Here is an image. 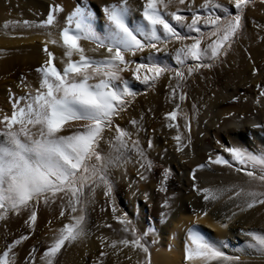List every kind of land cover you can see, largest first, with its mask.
Here are the masks:
<instances>
[{"label": "snow or ice", "instance_id": "obj_1", "mask_svg": "<svg viewBox=\"0 0 264 264\" xmlns=\"http://www.w3.org/2000/svg\"><path fill=\"white\" fill-rule=\"evenodd\" d=\"M254 3L228 0L225 5L218 0H203L195 5L194 0H139L133 6L130 0H114L100 9L101 27L86 2H78L63 16L59 15L63 12L61 6L52 4L40 21L12 22L38 29V34L44 36L43 61L34 69L35 86L20 77L24 94L16 96L9 91L11 111L0 114V221L6 223L9 215L20 216L25 229L9 242L5 227L0 264H17L14 250L36 231L38 211H53L54 206V219L60 221V226L49 227L51 237L39 256V264H57L62 248L84 242L94 227L111 232L96 236L100 251L90 264H107L108 257L119 258L124 249L129 250L124 256L129 264H151L146 237L156 229L138 232L133 219L115 205L112 195V169H125L126 179V166L133 163L138 181L147 182L154 167L145 149L133 138V132L142 130L144 114L128 119L131 130L118 120L141 94L135 84L143 85L145 90L154 89L159 79L166 77V100L173 107L164 114L163 126L174 130L171 139L175 151L187 156L185 149H191V119L181 109L187 99L185 82L194 72L211 71L224 63L223 58L244 30L245 10ZM256 27L264 30V25ZM3 29L7 34L8 22ZM49 45L61 52L54 55ZM169 57L172 64L165 59ZM257 71L253 66V75ZM258 92L259 98H264V87L258 86ZM195 111L193 104V115ZM178 112L182 127L176 123ZM251 127L264 132V122H253ZM102 142L107 143L109 151H101ZM217 144L222 152L209 151L207 159L188 173L190 190L199 198L200 206L189 205L191 219L185 225L183 259L186 264L264 262V230L241 228L239 235L247 239L231 245L199 226L209 217L218 228L229 230L239 215L257 206L264 210V144L251 150L220 141ZM213 166L235 175L227 180L222 176L207 179L205 173L216 176ZM170 174L168 167L161 166L157 191L167 192ZM97 188L102 190L107 206L100 211L110 210L118 229L111 223L90 222L89 210L95 203ZM137 192L139 189L132 195ZM140 195L148 201L147 191ZM217 205L221 207L213 212ZM160 207V220L166 223L172 199L165 195ZM52 223L49 219L48 225ZM228 248L230 253L225 252ZM36 251L33 247L23 264H37ZM113 264H118V259Z\"/></svg>", "mask_w": 264, "mask_h": 264}, {"label": "bare ground", "instance_id": "obj_2", "mask_svg": "<svg viewBox=\"0 0 264 264\" xmlns=\"http://www.w3.org/2000/svg\"><path fill=\"white\" fill-rule=\"evenodd\" d=\"M74 1L0 0V114L11 111L9 91L16 96L24 94V90L20 86V77L23 76L29 84L35 86L37 74L34 69L43 61L42 41L44 40V36L38 34V29H28L22 24L12 22L24 20L40 21L46 17L50 5L52 4L61 6L63 12L59 14L60 16L66 15L75 7ZM78 1L81 3L86 2L87 4L90 2L99 7H102L105 3L114 2V0H92V2L91 0H77V2ZM131 1L135 0H130V2ZM132 5L135 6L137 4L134 3ZM5 22L9 23L7 34L3 29ZM97 26L101 27L102 22L98 20ZM252 45L251 55L259 56L263 54L259 52H264V40L259 45L256 43H252ZM49 48L54 52V55H58L61 52V49H57L51 45H49ZM238 61L243 62L241 59H238ZM53 62L54 64L57 63L56 60ZM163 80L165 81L166 77ZM246 86V84L240 82L232 91L226 88L222 90L221 93H218V95L213 93L208 97V99H210L209 110H206L202 106L203 104L199 106L196 105V100L191 97H187L183 102L181 109L186 112L191 119V149H185V152L189 154L186 156L183 153H177L175 151V144L172 145L171 143L173 151L169 154L166 153L167 156L163 157L165 158L163 161L160 154L154 157L159 167L165 166L170 169L171 174L168 185L170 188L174 189L176 193L175 201L173 200L174 203H172V212L166 223L160 220V203H156L152 196L153 194L151 195V193H149L147 202H145L143 196L140 195V193L144 191L148 192V184L138 181V177L132 174L135 168L133 163L126 166V179L123 175L125 169L111 170L115 194L123 197V203L117 202L114 199L115 205L133 219L136 228L140 231L148 230L150 227L156 229L154 234L149 232L148 235V241L151 245L150 247H152L150 249L151 264H186L183 259V243L185 239V225H187L191 219V209L189 205L197 208L200 206L199 198L196 197L195 193L189 192L190 181L188 173L190 169L195 167L196 164L204 162L207 159V153L209 151L215 150L217 152H222L217 141H220L221 144L228 143L247 147L250 150L264 144V132L258 128L251 127L253 122H264V98L260 100L258 95L250 94L247 95L240 104L236 106H227V102L235 95L239 94L240 90L244 89ZM199 87L200 89L197 88L195 90L196 98H199L202 94V84H200ZM135 89L138 90L136 87ZM148 99V103H152L153 109L158 114L164 110L169 112L173 107L172 104L167 102L166 93L160 94L159 92L157 97L151 95ZM258 100L259 102H257ZM193 104L196 106L195 115H193ZM134 114V111L131 114L128 113V117L131 118ZM241 116L243 119L239 120L238 117ZM118 121L120 122L122 119ZM127 122L128 120L125 121L123 126L125 125L124 127H128L129 130H131V126L128 125ZM146 124V121L143 120V127H145ZM179 125L182 127L181 120ZM159 128L162 130L164 126L160 124ZM169 133L174 134V130H170ZM133 134L135 135V132H133ZM138 134L141 136L140 132H138ZM104 143L105 142H102L100 146L103 152L106 150ZM155 144L157 145L158 142L155 141ZM157 149L158 148L154 151L156 152ZM153 152L151 153L153 154ZM224 155L227 156L226 153ZM213 167L216 168V176L205 173L207 179L214 180L222 176L223 179L227 180L235 175L234 173L230 175L227 169H221L219 166ZM133 181L137 182L132 183ZM130 184L131 187H129ZM136 189H139V192L134 196L132 193L136 191ZM94 200L95 203L90 206L89 210L90 222L95 225H101L107 222L118 229L119 226L116 222L111 220L110 210L104 213L100 211L101 207H107L101 189H96ZM220 207V205H217L216 208H213V212H216ZM56 214L55 206L53 211H49L48 209H41L38 211L36 231L28 240L23 241L26 249L31 246L39 245L40 242L46 243L50 239L51 233L49 232V227L55 228L60 226V221L54 219ZM49 219L53 220L51 226L48 225ZM263 225L264 210L261 209V206H257V208L239 215L230 226L229 230L218 228L211 222L209 217H205L199 222V226L203 231L214 238L226 239L231 245H235L237 242L247 239L239 235V230L241 228L245 230L253 226L258 228L262 226L263 228ZM5 227L7 228V240L10 237H17L25 231L23 220L20 216L9 215V219L6 223L0 221V248H3L5 243ZM110 232L111 229L94 227L92 229V235L84 242L79 245L63 248L61 253L58 254L57 264H89V261H92L100 251L96 236L99 233L109 234ZM153 239H155V243H153ZM128 251V249H124L119 258L108 257L107 264H113V260L115 259H118V264H129V262L124 259ZM225 252L230 253L231 248L225 249ZM41 254L42 253L38 254L37 262ZM242 259H246V257H242ZM256 262L258 261H253L252 264H258ZM21 264H23V262Z\"/></svg>", "mask_w": 264, "mask_h": 264}, {"label": "rangeland", "instance_id": "obj_3", "mask_svg": "<svg viewBox=\"0 0 264 264\" xmlns=\"http://www.w3.org/2000/svg\"><path fill=\"white\" fill-rule=\"evenodd\" d=\"M78 2L77 0H75L74 5L76 6ZM218 2L225 5L228 4V0H218ZM130 3L138 4L139 0L131 1ZM201 3H203V0H194L195 5H200ZM88 4L92 7V10L98 17V20L103 24V18L100 12L101 7L96 6V4L95 5L91 4L90 2ZM243 23H244V30L242 31L236 42L232 44L228 54L223 58L224 63L217 64V66H215L211 71L207 69H201L197 72H194V74L190 78H188V80L185 82L184 91L187 93V97L188 98L191 97L192 99L196 100V105L198 106L203 104L202 106L206 110H209L208 109L209 101H210V99H208L209 96H211L213 93H216L218 95V93H221L222 90L226 88L227 89L229 88V91H232V89L236 87L240 82H243V84H246L247 86L244 89H241L239 94L235 95L231 100H229L227 102V106H236L240 104L241 101L247 95L250 94H256L259 96L258 86L264 87V52L263 51L259 52V53H263L260 54L259 56L251 55V50L253 48L252 43H256L259 45L264 40V30L256 27V25H264V4H261L260 0H255V3L253 5H250L245 10ZM172 47L173 45H170L169 47L170 51ZM165 59L167 60L168 63L170 64L173 63L170 57ZM238 59H241V61L243 62H239ZM253 66H255L258 69L255 75H253L252 73ZM122 75L125 78H128L127 73H123ZM164 78L165 77H161L159 79L154 89L145 90L143 85L135 84L134 87H136L141 94L135 97V99L132 102V105L127 110V115L126 114L124 115L122 121L120 122L118 121L119 124L123 126L125 121L129 119L128 113L131 114L134 111L135 114L132 115L131 118H137V119L140 117L141 113L144 114V120L146 121L147 124L145 127H142L141 131H139L141 136L135 132V135L133 134V138L139 141L140 147L145 149V154L153 162L154 167L152 168V171L149 174V179L146 183L148 184V189H149L148 193H151V195L153 194L152 196L154 197L156 203H160V205L165 195L169 196L172 199V203H174L176 196L174 189L170 188L168 185L169 180L167 181L166 193H161L157 191V185L161 174V167L157 165L158 163L156 162V159H154V157L160 154L161 159L163 161L165 159L163 157H166L167 154L173 151L172 149L173 147L171 146V143L172 145L175 144L174 141H172L171 139L173 133L172 134L169 133L170 129L164 127L162 131L159 128L160 124L162 125L164 124L163 117L164 114L167 113L168 111L164 110L158 114L153 109L152 103H148L149 96L152 95L153 97H157L159 92L160 94L167 93V85L169 82L167 79L164 81L163 80ZM200 84H202V88H201L202 94L199 98H196L195 90L197 88L200 89L199 87ZM154 91L156 94L154 93ZM260 100H263V98H260ZM182 105L183 103L181 104V108ZM176 123L178 125L180 124L179 112ZM149 140H151V144H152L151 148H148ZM155 141L158 142L157 145L155 144ZM104 145L106 147L105 150L106 152L109 150L108 145L105 143ZM156 148L158 149L155 152L154 150H156ZM151 152H153L154 155ZM150 156L153 158H151ZM135 170L136 169L134 168L132 174L137 176V172ZM189 192L192 191L189 189ZM112 195L117 202L123 203V197H121L120 195H116L114 188ZM161 211L163 210L161 209ZM252 228L257 230H264V227L262 228V226L259 228L255 226L249 227L247 228V230ZM137 230L138 232L140 231L138 228ZM148 237L149 236L146 237L147 241H148ZM12 239L13 238L10 237L7 241L10 242ZM22 244L17 246V248L14 250L17 254V264H21L22 262H24V259L27 257L29 251L33 247H35L37 250L36 259H38V254L42 253L46 246V243L40 242L39 245L31 246L26 249L24 247L23 242ZM151 248L152 247H150V249ZM90 262L91 261H89V264ZM256 263L264 264V262L261 261H258ZM37 264H39V261L37 262Z\"/></svg>", "mask_w": 264, "mask_h": 264}]
</instances>
